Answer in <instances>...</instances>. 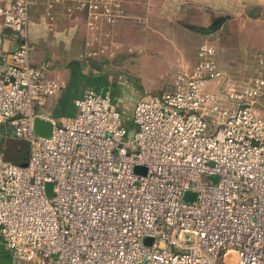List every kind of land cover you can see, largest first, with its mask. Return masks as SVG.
I'll return each mask as SVG.
<instances>
[{
  "label": "built area",
  "instance_id": "1",
  "mask_svg": "<svg viewBox=\"0 0 264 264\" xmlns=\"http://www.w3.org/2000/svg\"><path fill=\"white\" fill-rule=\"evenodd\" d=\"M38 1L49 16L57 5L87 15L88 57L119 49L104 31L129 0ZM33 3L0 5L20 40L0 51V123L11 131L0 133V246L26 264H264V52L240 77L204 43L129 121L109 93L88 89L60 123L39 111L66 84L31 62ZM37 118L54 125L51 138L35 133ZM7 140L28 144L25 165L5 158Z\"/></svg>",
  "mask_w": 264,
  "mask_h": 264
},
{
  "label": "rangeland",
  "instance_id": "2",
  "mask_svg": "<svg viewBox=\"0 0 264 264\" xmlns=\"http://www.w3.org/2000/svg\"><path fill=\"white\" fill-rule=\"evenodd\" d=\"M129 2L126 17L119 21L114 29L113 40L120 45L118 52H125L126 60L131 58L130 55L135 58L142 56V48H146L148 55L135 65L131 63L132 60L115 64L110 71L117 75L131 76V79L143 86L149 94L157 95L168 91L176 72L194 65L196 51L205 39L207 40L204 43L211 42L215 45L216 60L220 69L231 68L226 72L240 77L252 72L258 55L255 54L264 50V19L255 20L256 15L253 13V10L264 12L263 7L248 8L241 6L236 0ZM219 18H223L224 23L214 27ZM244 18L247 20H243ZM127 32L130 34L127 35ZM129 50L132 52H126ZM32 54L33 52L31 56ZM186 59L189 65L184 64ZM98 79L103 81L104 77ZM168 83L170 85L166 86ZM118 87L117 84L109 86L113 97ZM105 88L107 86H101L97 91L104 92ZM131 114V109L123 112L127 121L130 120ZM209 179L211 182H218L219 176L214 175ZM230 261L231 257L221 264Z\"/></svg>",
  "mask_w": 264,
  "mask_h": 264
},
{
  "label": "crops",
  "instance_id": "3",
  "mask_svg": "<svg viewBox=\"0 0 264 264\" xmlns=\"http://www.w3.org/2000/svg\"><path fill=\"white\" fill-rule=\"evenodd\" d=\"M14 1L15 0H0V5L9 7ZM171 1L179 3V0ZM236 2H239L241 6H248V8H254L253 6L264 8V0H236ZM66 12L65 5H57L52 10V15L49 16L47 3H42L38 0H34L31 9L29 34L30 40L34 45L31 62L35 67H42L44 64L48 63L49 67L46 71L47 78L63 81L66 84L65 88L46 106L40 107L39 111L53 117L60 123L64 122L68 118L76 115V106L74 104L76 99L81 98L88 89L97 91L101 86H107V88H105L104 92L100 93H109L121 112L126 113V111L130 109L133 111L136 103L143 97L149 95V93L146 92L143 86L135 83V80L133 79V81L131 76L123 74L117 75L114 72L112 73L110 69L115 64L124 63L125 61L128 62L130 60H132L131 63L133 65L137 64L141 58L148 55L147 50L145 51L146 48L141 49L144 53L142 56L135 58L130 55L131 58H129V60H126L127 58L124 51L118 52V50H110L101 57L90 58L87 56L89 50L86 45L88 38L87 15L84 13L68 15ZM253 13L256 15L254 18L255 20L264 19L263 11L256 12L253 10ZM218 20L224 23L223 18H219L217 21ZM243 20L247 19L244 18ZM115 27H106V31H104L107 32V29L110 31L111 40L115 37ZM129 34L130 33L127 32V35ZM97 35L102 41L107 43L103 33H98ZM144 37H146V35ZM206 40L207 39L201 42V46ZM108 41L110 42V39H108ZM19 43L20 40L17 34L8 28L0 17V51H14L18 48ZM141 45L143 46L144 44ZM200 48L196 51V55ZM126 52L132 51L129 50ZM262 52H264V50H262ZM257 54L259 53H256L255 56ZM196 55L193 62L194 65L191 67L187 66L177 71L174 75V79L177 73L182 70H190L196 65ZM190 63L192 64V62ZM184 64L189 65L187 59ZM217 65L220 69L218 62ZM230 69L231 68L224 67L223 70H220L226 72ZM101 77H104L103 81L98 79ZM115 84L119 86V89L116 90L113 97L112 92L109 90V86ZM168 85H170V83L166 86ZM126 105H130L131 107L127 108ZM10 132V129L5 123H0V133L3 136H8ZM24 143L28 146L26 142ZM28 156L29 153L26 155V160H28ZM0 264L23 263L15 262L12 257H10V254L0 246Z\"/></svg>",
  "mask_w": 264,
  "mask_h": 264
},
{
  "label": "trees",
  "instance_id": "4",
  "mask_svg": "<svg viewBox=\"0 0 264 264\" xmlns=\"http://www.w3.org/2000/svg\"><path fill=\"white\" fill-rule=\"evenodd\" d=\"M4 152L5 158L13 163L19 165H25L27 163L26 155L29 153V147L24 141H5Z\"/></svg>",
  "mask_w": 264,
  "mask_h": 264
},
{
  "label": "water",
  "instance_id": "5",
  "mask_svg": "<svg viewBox=\"0 0 264 264\" xmlns=\"http://www.w3.org/2000/svg\"><path fill=\"white\" fill-rule=\"evenodd\" d=\"M54 130V125L41 118H37L34 123V131L37 135L45 137V138H51ZM144 171V168L137 167L136 172ZM48 195L52 196V185L48 184ZM185 200L189 202H193L196 199V194L187 192L185 195Z\"/></svg>",
  "mask_w": 264,
  "mask_h": 264
},
{
  "label": "flooded vegetation",
  "instance_id": "6",
  "mask_svg": "<svg viewBox=\"0 0 264 264\" xmlns=\"http://www.w3.org/2000/svg\"><path fill=\"white\" fill-rule=\"evenodd\" d=\"M221 23V20H218V21H216L215 23H214V27H216L217 25H219Z\"/></svg>",
  "mask_w": 264,
  "mask_h": 264
}]
</instances>
